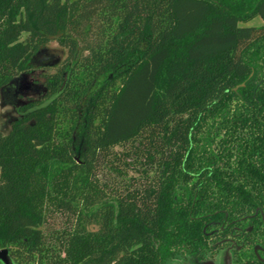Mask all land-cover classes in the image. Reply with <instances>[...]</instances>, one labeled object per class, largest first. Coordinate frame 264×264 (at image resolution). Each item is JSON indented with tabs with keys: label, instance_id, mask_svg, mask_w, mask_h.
<instances>
[{
	"label": "trees",
	"instance_id": "16d2710c",
	"mask_svg": "<svg viewBox=\"0 0 264 264\" xmlns=\"http://www.w3.org/2000/svg\"><path fill=\"white\" fill-rule=\"evenodd\" d=\"M257 17L264 0H0V104L42 47L67 52L0 126V249L164 264L232 245L234 264H264Z\"/></svg>",
	"mask_w": 264,
	"mask_h": 264
},
{
	"label": "rangeland",
	"instance_id": "374dc122",
	"mask_svg": "<svg viewBox=\"0 0 264 264\" xmlns=\"http://www.w3.org/2000/svg\"><path fill=\"white\" fill-rule=\"evenodd\" d=\"M263 19L257 17L249 25H263ZM66 50L56 41H51L42 47L34 56L28 71L15 78L12 83L2 89L0 104V126L3 130L10 127V121L20 116L18 108L30 98L39 99L44 92V75L55 71L66 57ZM55 224V221L52 222ZM175 254L165 256L164 264H226V253L231 261H237L232 251H227L224 245L219 248L203 251L202 258L184 254L175 250ZM227 251V252H226Z\"/></svg>",
	"mask_w": 264,
	"mask_h": 264
},
{
	"label": "flooded vegetation",
	"instance_id": "af4514ba",
	"mask_svg": "<svg viewBox=\"0 0 264 264\" xmlns=\"http://www.w3.org/2000/svg\"><path fill=\"white\" fill-rule=\"evenodd\" d=\"M249 231H252V228L250 227L249 228ZM239 248V247H238ZM257 248V252L255 251V249ZM225 249L227 250V251H232L233 252V255H234V248H233V246L232 245H228V246H226L225 247ZM226 251V252H227ZM253 253H254V255H255V257L258 259V260H260V261H263L264 260V248L261 246V245H255L254 246V248H253ZM257 254L259 255V257L257 256ZM227 256L229 257V259H230V255H229V253H226V257H225V263H226V258H227ZM264 262V261H263ZM230 264H234L232 261H231V259H230Z\"/></svg>",
	"mask_w": 264,
	"mask_h": 264
},
{
	"label": "water",
	"instance_id": "95a60500",
	"mask_svg": "<svg viewBox=\"0 0 264 264\" xmlns=\"http://www.w3.org/2000/svg\"><path fill=\"white\" fill-rule=\"evenodd\" d=\"M255 251L257 252V248L255 249ZM257 256L259 257L258 254H257ZM0 263L1 264H15L13 259L10 256L9 250L7 248L0 249ZM226 264H230V259L228 256L226 258Z\"/></svg>",
	"mask_w": 264,
	"mask_h": 264
}]
</instances>
